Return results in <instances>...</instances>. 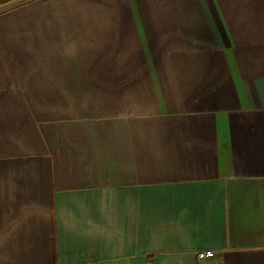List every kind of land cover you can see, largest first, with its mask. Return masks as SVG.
<instances>
[{
  "label": "crops",
  "instance_id": "1",
  "mask_svg": "<svg viewBox=\"0 0 264 264\" xmlns=\"http://www.w3.org/2000/svg\"><path fill=\"white\" fill-rule=\"evenodd\" d=\"M0 264H264V0L1 2Z\"/></svg>",
  "mask_w": 264,
  "mask_h": 264
},
{
  "label": "built area",
  "instance_id": "2",
  "mask_svg": "<svg viewBox=\"0 0 264 264\" xmlns=\"http://www.w3.org/2000/svg\"><path fill=\"white\" fill-rule=\"evenodd\" d=\"M197 256L200 259L211 258L215 256V251L213 249H203L197 251Z\"/></svg>",
  "mask_w": 264,
  "mask_h": 264
},
{
  "label": "trees",
  "instance_id": "3",
  "mask_svg": "<svg viewBox=\"0 0 264 264\" xmlns=\"http://www.w3.org/2000/svg\"><path fill=\"white\" fill-rule=\"evenodd\" d=\"M4 1H6V0H0V3H1V2H4Z\"/></svg>",
  "mask_w": 264,
  "mask_h": 264
},
{
  "label": "rangeland",
  "instance_id": "4",
  "mask_svg": "<svg viewBox=\"0 0 264 264\" xmlns=\"http://www.w3.org/2000/svg\"><path fill=\"white\" fill-rule=\"evenodd\" d=\"M18 1H22V0H18Z\"/></svg>",
  "mask_w": 264,
  "mask_h": 264
}]
</instances>
